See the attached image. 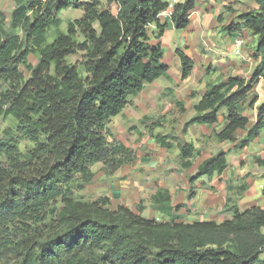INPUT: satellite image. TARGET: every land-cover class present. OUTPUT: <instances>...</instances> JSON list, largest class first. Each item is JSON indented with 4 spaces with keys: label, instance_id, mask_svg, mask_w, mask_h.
<instances>
[{
    "label": "trees",
    "instance_id": "obj_1",
    "mask_svg": "<svg viewBox=\"0 0 264 264\" xmlns=\"http://www.w3.org/2000/svg\"><path fill=\"white\" fill-rule=\"evenodd\" d=\"M255 2L256 8L239 13L238 22L223 29L231 35L247 28L264 54V0ZM13 4L8 30L0 26V122L9 118L13 123L0 136V264H264V208L259 205L232 207L222 221L188 222L143 217L126 205L111 207L105 196L83 200L75 194L93 180V165L101 163L105 173L113 174L135 158L107 124L147 84L166 74L159 39L167 24L159 14L169 1ZM195 4L178 0L172 5L174 28L187 27ZM70 8L82 16L62 32L59 14ZM150 25L155 29L148 30ZM77 52H82L80 63L66 61ZM175 53L185 80L193 61L181 49ZM30 54L38 55L35 64ZM263 69L264 62L248 80L232 76L208 84L185 125H216L218 142L234 141L238 132H244L243 146L255 140L264 131V102L254 122L238 105ZM256 101L253 96L249 105ZM21 140L31 145L22 150ZM156 140L172 147L161 135ZM177 147L182 167L189 168L194 146ZM226 155L219 150L205 159L189 183L223 172ZM255 162L264 170V158ZM153 205L163 214L172 209L167 192H157Z\"/></svg>",
    "mask_w": 264,
    "mask_h": 264
},
{
    "label": "rangeland",
    "instance_id": "obj_2",
    "mask_svg": "<svg viewBox=\"0 0 264 264\" xmlns=\"http://www.w3.org/2000/svg\"><path fill=\"white\" fill-rule=\"evenodd\" d=\"M168 1L174 4L178 0ZM198 1L203 5H206L207 1H210L209 6L213 10L214 15L221 16L220 18H223L225 23L236 22L238 21L237 15L239 13L257 7L255 0ZM101 2L103 6H109V0H101ZM13 5V0H0V11L3 13L0 17V26L6 30H8L7 21ZM206 10L209 11V7H206ZM59 16L62 21L59 30L65 32L67 23L81 17L82 11L70 8L63 10ZM159 18L161 22L169 20L163 14H160ZM151 29L154 30L155 28L150 25L148 30ZM243 29L245 28L243 27ZM172 30L173 32L167 31L164 36L163 46H161L164 61L170 67L169 71L174 75L172 80H162L163 83L160 82L158 85L153 83L147 84L142 91V95L131 98L132 103L126 105L122 112L112 117L107 124L113 134V138L122 141L134 151V160L130 164L122 166L113 174L105 173L102 170L101 163L93 165L91 167L94 172L93 180L86 184L82 190L75 191V194L83 200H94L99 196H105L110 200L111 207L122 205L119 202H125L127 203L126 206L134 211H140V213L144 206L145 210L143 213L145 216L142 215L143 217L165 219V214L154 209V205L151 202H147V200L140 203H137V201L132 203V200L135 201L134 198L137 193L140 197H144L146 193L142 194L140 190H144V187H147L145 184H148L149 179L152 182L155 178L161 186L169 187L171 184L179 186L174 190L177 195H175L176 198L171 202L173 205L171 212H173L172 214L175 219L188 222H191L193 219L195 221L203 219L222 221L231 216L232 212L229 215L228 209L232 207L243 209L250 205V203L263 204L261 193L264 188V174L255 173L257 171L256 166L253 165L255 164V155L247 153V150H257L256 152H260L259 150L264 145V138L260 136L261 138H258L260 141L258 143L252 142L247 149H241L242 147L236 148L235 146L234 150H238V152L242 151V157H240L238 152L235 153V161H240V167L244 169L241 177L229 168L221 175L219 179L221 181L215 185H209L211 183H209L210 180L206 176L195 177L193 182L189 183V178L196 175L198 165L203 157L211 156L219 150L217 149L219 142H217L213 132L214 128L217 127L216 125H185L190 117L181 115V113L189 111L184 108L183 104L188 103L190 97H196L195 95L199 94L197 93L196 86H193L194 84L191 81L182 82V79H178L176 71L180 63L178 56L174 54V50L175 48L188 49L184 45L192 37V32L186 31L184 28H174ZM218 32H220V29H218ZM225 32L227 30H221L220 34ZM171 37L172 41L170 40ZM156 42V40H152V43ZM231 43L232 40H228L227 45H222V49L229 51ZM243 45L245 46V41ZM186 54L188 53L186 52ZM210 55L207 54L208 58ZM227 56L231 61L239 58V55H236L235 52L234 54H227ZM37 60L38 55H29V61L32 64H35ZM81 60L82 52H77L66 57V61L71 64L80 63ZM23 71L27 78L29 72L24 68ZM163 77H159L154 82L160 81ZM195 78H198V74ZM168 84L170 86L167 87L170 89L164 87ZM263 86L262 88L259 87L260 90L254 89V86L247 99L238 105V110L242 114L245 113L250 119H256V108L264 102V100L260 99V94H264ZM177 95L185 97V100L182 98L179 101L180 107L178 106V99H176ZM253 96H257V101L253 106H250V99ZM147 102L149 105L145 104ZM10 126H13L11 119L6 118L2 120L0 122V136L4 134V129ZM156 135L163 136L165 142L170 143L172 147L167 149L161 146L157 143ZM236 138L238 140L244 139V132H238ZM185 142L194 146V152L191 157L192 165L187 169L182 167L181 158L179 155H176L179 152L178 144H184ZM30 145L31 143L26 140L20 141V148L22 150ZM162 152H164L163 155L161 154ZM178 156L180 159H177ZM149 163H154L157 168L151 170L149 165H147ZM249 183L251 193L246 194L248 189L244 187H248ZM225 215L229 216L225 217Z\"/></svg>",
    "mask_w": 264,
    "mask_h": 264
},
{
    "label": "crops",
    "instance_id": "obj_3",
    "mask_svg": "<svg viewBox=\"0 0 264 264\" xmlns=\"http://www.w3.org/2000/svg\"><path fill=\"white\" fill-rule=\"evenodd\" d=\"M209 3H210V1H207V4L203 5V4L199 3L198 0H196L195 8H194L193 12L191 13V15L189 16V23H188L187 27L184 28L186 31L192 32V37L189 38L187 40V44L184 45V47L186 46L188 49L184 50L182 48H175V50L181 49L184 52V54L186 56H188L190 59H192V61H193V67H192V70L190 72L189 77L185 80H181L182 82L191 81V83L194 84L193 86H196L197 93L199 94V95H195L196 97H190L188 100V103L183 104L184 108L186 110H189V111H187L185 113H181V115L182 116L184 115V116H187L190 118L195 113L193 110V105L200 98V96L204 93L208 84L221 82V81H224L227 77H232V76L233 77H241V78H245L246 80H248L252 77V75L255 73V71L260 70L263 67V62H264V54L259 52L258 48H257V37L254 36L252 34V32L250 30H248L247 28L243 29V27H242L239 31H235L231 35L228 34V31L223 33V34H220L221 30L222 31L224 30L223 26H226L228 24V22L225 23V20L223 18H217L218 16L214 15L213 10L209 6L210 5ZM206 7H209V11L206 10ZM237 22L238 21H236L235 23H237ZM166 24L168 26L166 25L164 35L160 38L161 46H163L162 44L164 41V36L166 35L167 31L173 32L172 29H174V26H173L170 18H169V20L167 19ZM218 29H220V32H218ZM236 38H241L243 40V44L245 41V46L242 44V55L239 56V58L237 60L231 61L228 58L227 54H230V53L234 54L233 41ZM230 39L232 40V43H231L229 51L223 50L222 45H227V42ZM170 40L172 41V37ZM175 50H174V54L176 55ZM186 52L188 54H186ZM207 54H211L209 58H208ZM179 63H180V60H179ZM169 69H170V67H168L166 74L164 75V77L160 81H158V82L153 81L152 83L158 85L160 82H162V80H165V81L170 80L171 81L172 78L174 77V75L172 74L171 71H169ZM195 72H197V73H195ZM176 73L178 74V79L179 78L181 79V64H179L178 70L176 71ZM197 74H198V78L196 79L195 76ZM260 78L261 79L259 80V82L257 84H255L254 89L260 90L259 87L262 88V86L264 85V69H263L262 77H260ZM152 83H150V84H152ZM167 86H170V85L168 84V85H165L164 87H166L167 89H170ZM140 95H142V92L139 93L137 96H140ZM182 98H183V100H185V97H180L179 95L176 96V99H178L177 102L179 104H180L179 101H181ZM260 99L262 101L264 100V94H262V95L260 94ZM145 104L149 105L148 102ZM179 104H178V106L180 107L181 104L180 105ZM243 114L245 115V113H243ZM249 120L253 121V122L255 121V119H250V118H249ZM260 136L264 138V131L260 132L259 137ZM259 137H257L252 142L258 143L260 141V140H258ZM242 140H243V138L240 140H238L236 138L232 142L231 141H224V142L218 143L219 146L217 149L224 150L227 152V155H226L227 167L223 170V172L214 173L211 177H208V179L210 180L209 183H211L209 185H213V184L215 185V184L219 183L221 181V180H219L221 178V175L229 168L232 172L234 171L235 173H237V175L239 177H241V175H243L242 173H243L244 169L242 167H240V165H241L240 161H237V160L235 161V155H236L235 153L238 152V150H234V148L236 146V148L242 147L241 149H243V148L247 149L248 146H250L252 142H250V144L248 143L249 145L247 144V145L243 146ZM256 151L255 150L254 151L247 150V153L255 155L254 156V163L255 164H253L257 168V171L255 173L264 174L263 168L258 166L255 162L256 158H264V145L259 150L260 152H256ZM241 152L242 151L238 152L240 157H242ZM163 153L164 152H162L161 154L163 155ZM176 155L180 156L179 152L176 153ZM179 156L177 159L181 158V157L179 158ZM229 156L231 157V159ZM208 157H210V156L203 157V159L200 161L199 165ZM181 161H182V159H181ZM137 163H138V161H137ZM147 165H149L151 170H154L155 168H157L154 163H149ZM153 166H154V168H153ZM159 178H161V177H159ZM154 180H155V178H154ZM154 180H152V182H151V180L149 179L148 184H145V186L147 185V187H144L145 188L144 190H142V189L140 190V192L142 191V194L146 193L144 195V197L143 196L140 197V195L137 193L136 197L134 198L135 201L132 200V203H135L136 201H137V203H140L141 201L147 200V202H151V204H153V197L156 195L157 192H161V193L167 192L170 196V205H171V207H173L171 202H173L174 198H176L175 195H177V193H175L174 190L176 188H178L179 186H173L172 184L169 187L168 186H161V184L157 180H155V181ZM158 187H163V188H158ZM244 188L248 189L246 194L251 193L250 192V188H251L250 183H249L248 187H244ZM245 189H243V190H245ZM261 196H262L261 198H262L263 204L262 205L256 204V205H259V206L264 208V195L261 193ZM119 203L122 205H127V203H125V202L124 203L119 202ZM143 204H144V202H143ZM250 205H251V203H250ZM140 206L142 207L141 204H140ZM154 209L157 210V206H154ZM238 209L242 210V208H239V207H238ZM144 210H145V207L143 206V209L141 211V215H143V216H145L143 213ZM172 210H173V208L167 212L168 214L164 215L165 219L174 218V216L172 214L173 212H171ZM228 210H229L228 214L230 215L232 210H230V209H228ZM229 215H225V217H228ZM203 220H210V219H203ZM220 220H221V218H220ZM192 221H195V219L191 220V222Z\"/></svg>",
    "mask_w": 264,
    "mask_h": 264
},
{
    "label": "built area",
    "instance_id": "obj_4",
    "mask_svg": "<svg viewBox=\"0 0 264 264\" xmlns=\"http://www.w3.org/2000/svg\"><path fill=\"white\" fill-rule=\"evenodd\" d=\"M172 3H169V5L167 6V8H165L164 10H162L160 12V14H163L165 17L170 18L171 13H172ZM159 14V16H160ZM242 44H243V40L241 38H236L233 41V48H234V52L236 55L241 56L242 55Z\"/></svg>",
    "mask_w": 264,
    "mask_h": 264
}]
</instances>
